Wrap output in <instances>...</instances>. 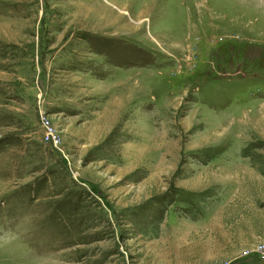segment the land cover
<instances>
[{"label":"rangeland","instance_id":"1","mask_svg":"<svg viewBox=\"0 0 264 264\" xmlns=\"http://www.w3.org/2000/svg\"><path fill=\"white\" fill-rule=\"evenodd\" d=\"M262 243L264 0H0V264Z\"/></svg>","mask_w":264,"mask_h":264},{"label":"bare ground","instance_id":"2","mask_svg":"<svg viewBox=\"0 0 264 264\" xmlns=\"http://www.w3.org/2000/svg\"><path fill=\"white\" fill-rule=\"evenodd\" d=\"M123 22H126V24H125V27H124V30H130L129 32H131L130 33V35L131 34H133L134 35V32H136L137 30H132L133 28H134V26L133 25H130V24H127V19H126V17H123ZM136 28V27H135ZM127 31H125V32H127Z\"/></svg>","mask_w":264,"mask_h":264},{"label":"built area","instance_id":"3","mask_svg":"<svg viewBox=\"0 0 264 264\" xmlns=\"http://www.w3.org/2000/svg\"><path fill=\"white\" fill-rule=\"evenodd\" d=\"M257 249H258V251L260 252V254H262V255L264 256V243L259 244V245L257 246Z\"/></svg>","mask_w":264,"mask_h":264}]
</instances>
